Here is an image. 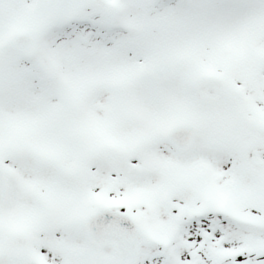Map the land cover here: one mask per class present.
Segmentation results:
<instances>
[{"label": "snow or ice", "instance_id": "6c2138e0", "mask_svg": "<svg viewBox=\"0 0 264 264\" xmlns=\"http://www.w3.org/2000/svg\"><path fill=\"white\" fill-rule=\"evenodd\" d=\"M0 264H264V0H0Z\"/></svg>", "mask_w": 264, "mask_h": 264}]
</instances>
